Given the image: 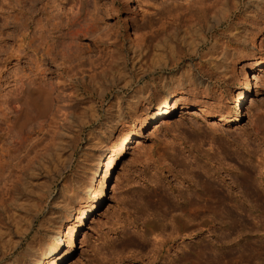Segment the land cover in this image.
Segmentation results:
<instances>
[{"label":"rangeland","instance_id":"1","mask_svg":"<svg viewBox=\"0 0 264 264\" xmlns=\"http://www.w3.org/2000/svg\"><path fill=\"white\" fill-rule=\"evenodd\" d=\"M58 1L0 0V100L7 96L19 76L37 66L49 69L45 74L57 87L54 111L62 130L63 157L59 172L51 174L55 179L54 192L43 213L57 196L63 180L75 170L93 134L104 135L108 146L100 182L105 179L107 166L120 140L129 139L126 154L119 158L118 168L111 174L100 204L86 219L73 247L69 248L71 234L67 229L73 230L81 205L92 194L79 189L77 206L80 207L70 217L68 234L58 250L61 256L58 264H144L152 254L149 250L154 247L151 229L163 230L164 239L171 237L165 246L170 250L163 253L157 264H181L184 261L180 259L186 256L190 262L184 264H264V122L259 127L256 118V113L264 115V68L259 71V81H253L249 92L243 94L239 106L235 101L238 92L243 90V63L259 56L264 58V0H218L216 3L214 0L183 3L180 0H116L118 6L122 3L118 12L122 22L130 21L131 17L142 22L166 10L176 13V26H169L157 41L160 45L171 43L176 56L184 61L190 58L191 46L200 36L199 30H206L207 25L212 26L209 31L218 33L216 37L222 41L229 38L228 31L233 27L247 26L256 35L245 43L237 44L233 39L237 53L229 62L227 68L230 69L218 73L211 67H203L204 74L197 72L196 77L202 75L204 81L196 87L184 80L180 87L184 93L168 102L167 107L154 111L149 122L134 136L130 135L131 128L137 125L134 112L159 94L162 87L155 84L139 104L127 107L130 95L140 85L130 79L134 77L130 62L124 65L119 57L125 52L127 40L124 39L123 45L106 47L104 51L108 54L101 53L98 47L117 27L115 18L104 15L105 9H110L115 0H97L98 13L102 17L101 30L97 37L81 33L75 42L74 36H60V33H67L68 27L59 28L61 22L66 23L62 14L69 12L75 0H62L60 7ZM86 8L94 12L90 0ZM216 21L221 23L216 25ZM130 23L124 26L126 38L132 37L134 32V25ZM83 24L82 20L77 21L71 28L80 31ZM212 39L203 51L212 44ZM69 43L71 50L81 52L80 66L78 59L71 56L61 63L62 46ZM150 44L140 61L145 68L161 57L171 59L170 53L162 49L154 52V43ZM47 52L55 62L41 61L40 57ZM110 54L116 62L109 58ZM198 62L199 57L192 55L195 67ZM80 69L84 72L80 73ZM161 72L157 69L153 76L148 74L150 76L143 83L153 82L151 76ZM223 72L228 75L224 76ZM117 101L124 117L114 125L116 109L110 111L109 106ZM240 112L239 123H234ZM219 115L231 118L232 122H219ZM50 133L51 128L45 127L26 149L31 151L43 140L46 142ZM69 160H73L70 166ZM6 172L0 179V198L7 197L6 191L19 188L6 178L9 174ZM37 178L34 181L39 185L51 184L48 177ZM155 190L168 199L172 211L155 206L152 202ZM181 194L190 196L189 205L217 204L220 211L216 216L204 211L198 217H191L178 208ZM36 197V193L30 195L34 201ZM10 207L6 201L0 208V224L11 213ZM200 218L204 228L198 232L194 223ZM170 233L177 235L172 237Z\"/></svg>","mask_w":264,"mask_h":264},{"label":"bare ground","instance_id":"2","mask_svg":"<svg viewBox=\"0 0 264 264\" xmlns=\"http://www.w3.org/2000/svg\"><path fill=\"white\" fill-rule=\"evenodd\" d=\"M90 1L93 3L92 10H94V12L87 10L86 6L88 0H75L73 5L68 9L69 12H62V15H65L66 23L64 24L61 22L59 28L63 26L68 27V31L67 33H60V36H74L73 42H75V38H80L79 35L81 33L96 35L101 30L102 17L100 16V12L98 13V1ZM180 1L181 3L187 2V0ZM216 1L218 2V0H214L213 3H216ZM62 3L63 1L59 0L57 5L60 7ZM118 4V1H112V7L104 11V15L112 16L116 19L117 27L111 36L100 41L98 47L101 48L102 53V51H106V47L110 48L121 43L123 45L124 39L127 40V46L123 49L125 52L122 53L121 56H118L123 60L122 63L124 65L130 62L131 70L134 72V77L130 79H134V83L140 84L130 95L127 107L131 108L132 105L135 106L139 104L141 99L145 98V93L148 94L155 84L162 87L159 94L140 107H136L137 109L133 116L137 125L131 128V136L136 135L145 127L154 111H159L162 107H167L168 102L174 100L181 93H184V90L180 89L184 80L193 87L201 84L204 81L203 77L202 75H197L196 77V74L197 72L204 74L202 72L203 67H211L218 73L222 70L227 71V69H230L227 68L229 67V62L236 58L237 53L235 49L236 46L233 47L232 44L233 39L237 44L245 43L249 38L251 39L255 35V32H250L249 28H246L247 26L241 28L233 27L228 31L230 35L229 38L222 41L221 38L216 37L218 33L214 32V34L212 33L213 31H209L210 27L212 28L211 25H207L208 27L206 26V30L204 31L201 27L199 29H201L202 32L199 30L200 36L198 40L191 46L190 58L184 61L182 57L176 56L175 47L171 43L170 45H160V41H157L168 28L176 26L178 20L176 13L172 12V10H166V13L162 14V12H157L156 17H149L142 22H138V20L132 17L129 18L130 21L124 20L122 22L118 16L122 3L119 6ZM74 8H76V10H74ZM81 20L84 22L81 26V30H72L71 25ZM226 21L227 20H224V22ZM129 22L134 25V32L132 37L128 36L126 38L124 26ZM192 22L194 21L192 20ZM219 23L221 22L216 21V25H219ZM193 28H195L194 24ZM104 36H106V34ZM210 37H213L212 44L203 51V48L208 45L211 39ZM111 38L113 40H111ZM151 42L154 43V52L162 49L170 53L172 57L170 60L161 57V59L159 58L153 62L151 67L145 68L140 61L145 55L147 48L151 47ZM155 42L157 43L155 44ZM71 47V43L67 46L65 44L62 46L63 50L60 52V58L62 59L61 63H64L66 58L70 59L71 56V58L78 59V65L80 66L82 63L81 52H78V49L71 50ZM108 53V51L105 52V54ZM192 55L199 57V62L196 67L192 63ZM50 56L49 52L44 53L40 57L41 61L55 62V59ZM109 58L113 60V63L116 62L115 57L111 54ZM246 66L249 67L250 73H248L249 70H245ZM40 67L41 66H37L34 70L31 69L29 73L19 76L15 80L7 96L0 100V179L4 178L5 173H7L6 171H8L9 174L6 178H10L11 181L19 187L12 192H10L11 190L6 191L7 197L0 198V208H2L3 204L7 201L12 209L11 213L6 216V220L0 224V264H58L61 258L58 250L64 238L68 233L71 234L69 248L73 247L74 239L78 237L79 232H81V229L84 227L86 219L100 204L105 189L107 188V183L111 181V174L118 168L117 162L119 158L126 154L127 144L129 142L127 138L122 141L120 140V143L113 151V160L107 166L105 179L100 182L99 178L102 174V170L106 167V152L108 146L106 144V138L103 137L104 135H100L99 137V133L93 134L88 145L85 147L86 149L82 152L81 158L76 163L75 170L63 180L57 196L52 200L47 212L43 213L48 199L54 192V185L52 184H54L55 179L52 178L51 174H57L59 172V166L62 163L61 159L63 156L61 154L62 142L60 140L62 130L58 120L55 119L54 111L57 87L51 83L52 81H49L45 74V71L49 69L46 68L48 69L46 70ZM263 68V56L252 58L243 63L241 67V72L244 76L243 90L238 92L237 100H235L237 101V106L240 105L241 98L244 96L243 94L249 92L252 82L254 81L257 83L259 81V71ZM157 69H161L163 72L152 77V74ZM83 72L84 70L80 69V73ZM148 74L152 75L151 80H153V82L143 83L146 82L145 79L150 76ZM76 75L77 72L74 73L72 77ZM223 75L226 76L228 74L224 73ZM81 77L84 79V75ZM205 86L206 88L208 87V85ZM113 109H116L114 116L117 121L114 122L115 125L124 117V114L121 112L119 101H117L116 104H110L109 110L112 111ZM256 114L259 127H261L264 122V115L261 113ZM241 116L242 112L239 114V119L233 122L239 123ZM218 118L219 122H232L231 118L224 115H219ZM113 121L112 119L110 120L111 123H113ZM45 127L51 128V133L47 141L45 142L43 140L40 145L32 147L31 151L26 149V147H31L29 145L34 137L42 133ZM16 160L17 163L15 162ZM71 163H73V160H69L68 165L70 166ZM170 172L172 171L170 170ZM38 176L50 178L51 184L39 185L37 181H34ZM79 189H86L92 193L89 200L81 205V207L77 206L80 202ZM154 192L152 193L154 198L152 202L155 206L161 210H171L172 205L168 203V199L166 200V197L163 198L164 195L162 196L158 191L156 193ZM32 193H36L37 201L30 199ZM187 195H190V193ZM209 196H211V193ZM150 198H152V196ZM180 198H182V201L181 206L178 208L184 211L185 214L188 213L191 215V217H198L204 211H208L216 216L220 211L217 204L193 203L189 205L190 196L187 197L181 194ZM177 204H179V202L176 203V206ZM173 206L175 207V205ZM175 208L173 210H175ZM76 209H79L77 222L71 232L69 228L67 229V233L66 228L69 225L70 217L72 212ZM37 221L38 226L36 228ZM170 221L174 224V221ZM173 224L172 226L175 225ZM194 226L198 232L203 230L204 227L201 218L194 223ZM174 227L177 230L176 225ZM186 228H188V225H186L185 229ZM175 229H173V231H175ZM178 229H180V227ZM150 232L154 238L153 243L151 239V243L154 247L149 250L152 251V254L148 257L147 262H144V259L143 262L144 264H157L158 259L163 257V253L170 250V247L165 248V246L171 240H168L170 236H168L167 239L163 238L165 237L163 230L156 232L151 229ZM176 233L179 234L178 232ZM173 234L170 233L172 237ZM23 247L24 250H22ZM148 254L150 253L148 252ZM180 260L184 261V263L190 262L187 256L183 258V260ZM184 263L181 262V264ZM164 264H170V262H164Z\"/></svg>","mask_w":264,"mask_h":264}]
</instances>
